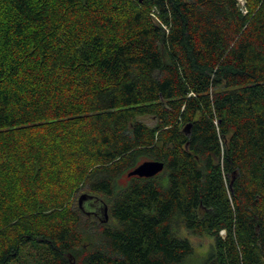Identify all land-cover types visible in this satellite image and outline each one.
Returning a JSON list of instances; mask_svg holds the SVG:
<instances>
[{
  "label": "trees",
  "instance_id": "obj_1",
  "mask_svg": "<svg viewBox=\"0 0 264 264\" xmlns=\"http://www.w3.org/2000/svg\"><path fill=\"white\" fill-rule=\"evenodd\" d=\"M187 234L264 264V0H0V264H192Z\"/></svg>",
  "mask_w": 264,
  "mask_h": 264
},
{
  "label": "water",
  "instance_id": "obj_2",
  "mask_svg": "<svg viewBox=\"0 0 264 264\" xmlns=\"http://www.w3.org/2000/svg\"><path fill=\"white\" fill-rule=\"evenodd\" d=\"M144 0H139V2H143ZM188 128V127H187ZM164 169V165L161 162H156V161H145L138 167H136L134 170H132L128 176H138L142 178H151L156 175H158L160 172H162ZM95 200L93 197H88L87 195H82L80 200H79V205L81 208L84 209V204L88 201H93ZM96 203H98L99 209L96 213L98 216L99 220L101 222H107L109 220L108 216V208L107 206L101 204L98 200H96Z\"/></svg>",
  "mask_w": 264,
  "mask_h": 264
},
{
  "label": "rangeland",
  "instance_id": "obj_3",
  "mask_svg": "<svg viewBox=\"0 0 264 264\" xmlns=\"http://www.w3.org/2000/svg\"><path fill=\"white\" fill-rule=\"evenodd\" d=\"M141 120L146 122L149 126H154L156 123V121L151 118H142ZM128 182H129V179L126 175H124L120 180V184L122 186H126ZM186 236L191 240V242L194 244L195 249H196V258H194L192 264H198L199 258L201 257V255L202 256L205 255L210 249L212 241L210 238H207V237L199 238V237H195L189 234H187Z\"/></svg>",
  "mask_w": 264,
  "mask_h": 264
}]
</instances>
